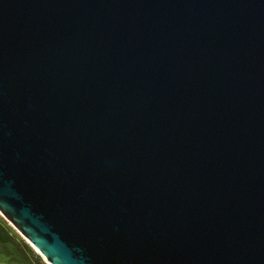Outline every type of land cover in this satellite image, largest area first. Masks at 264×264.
Listing matches in <instances>:
<instances>
[{"label":"water","instance_id":"95a60500","mask_svg":"<svg viewBox=\"0 0 264 264\" xmlns=\"http://www.w3.org/2000/svg\"><path fill=\"white\" fill-rule=\"evenodd\" d=\"M0 214L49 264H264V0H0Z\"/></svg>","mask_w":264,"mask_h":264},{"label":"rangeland","instance_id":"374dc122","mask_svg":"<svg viewBox=\"0 0 264 264\" xmlns=\"http://www.w3.org/2000/svg\"><path fill=\"white\" fill-rule=\"evenodd\" d=\"M0 236H3L6 240L5 244L0 242V264H14L16 261H23L25 264H36L37 259L42 264H48L2 215L0 216ZM19 243L26 244L32 254L25 257L19 248Z\"/></svg>","mask_w":264,"mask_h":264},{"label":"trees","instance_id":"16d2710c","mask_svg":"<svg viewBox=\"0 0 264 264\" xmlns=\"http://www.w3.org/2000/svg\"><path fill=\"white\" fill-rule=\"evenodd\" d=\"M0 242L6 243V240L3 236H0ZM19 248L22 251L23 255L26 257L29 254H32V251L28 248V246L24 243H19ZM37 258V257H36ZM14 264H25L23 261H16ZM36 264H42L39 259L36 260Z\"/></svg>","mask_w":264,"mask_h":264},{"label":"bare ground","instance_id":"6f19581e","mask_svg":"<svg viewBox=\"0 0 264 264\" xmlns=\"http://www.w3.org/2000/svg\"><path fill=\"white\" fill-rule=\"evenodd\" d=\"M1 216V215H0ZM11 224V223H10ZM49 264V263H48Z\"/></svg>","mask_w":264,"mask_h":264}]
</instances>
